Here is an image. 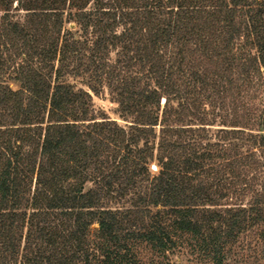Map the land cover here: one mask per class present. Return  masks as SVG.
Returning a JSON list of instances; mask_svg holds the SVG:
<instances>
[{
	"label": "trees",
	"instance_id": "obj_1",
	"mask_svg": "<svg viewBox=\"0 0 264 264\" xmlns=\"http://www.w3.org/2000/svg\"><path fill=\"white\" fill-rule=\"evenodd\" d=\"M247 233L264 256V0H0V264H227Z\"/></svg>",
	"mask_w": 264,
	"mask_h": 264
},
{
	"label": "rangeland",
	"instance_id": "obj_2",
	"mask_svg": "<svg viewBox=\"0 0 264 264\" xmlns=\"http://www.w3.org/2000/svg\"><path fill=\"white\" fill-rule=\"evenodd\" d=\"M69 83L74 85L76 89L87 90L83 79H68ZM11 88L16 90L18 86L11 83ZM91 105L93 111L97 114V118L106 117L115 121L119 126L126 123L122 121L117 114V106L112 102L106 88H103L97 95L91 93ZM154 172V167L150 168ZM90 185H86V189ZM111 207H120V205L111 204ZM96 225L90 228L89 239L92 240L96 235ZM255 233H247L242 236L233 249V252L227 264H264V256L261 247L256 239ZM140 264H212L211 260L199 256L188 239H182L177 248L173 252L164 256L156 255L151 249L143 244H136L134 248Z\"/></svg>",
	"mask_w": 264,
	"mask_h": 264
}]
</instances>
